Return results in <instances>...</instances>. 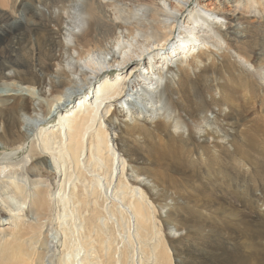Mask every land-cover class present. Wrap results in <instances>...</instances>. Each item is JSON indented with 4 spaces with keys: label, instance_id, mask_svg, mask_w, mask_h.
Segmentation results:
<instances>
[{
    "label": "bare ground",
    "instance_id": "6f19581e",
    "mask_svg": "<svg viewBox=\"0 0 264 264\" xmlns=\"http://www.w3.org/2000/svg\"><path fill=\"white\" fill-rule=\"evenodd\" d=\"M13 1L0 0V264H143L137 232L155 228V250L170 251L155 264H214L183 257L193 237L210 238L207 253L227 235L260 247L264 66L221 32L240 19L199 0L186 15L190 0ZM232 2L264 18V0ZM68 8L85 21L73 27ZM55 115L60 129L47 132Z\"/></svg>",
    "mask_w": 264,
    "mask_h": 264
},
{
    "label": "rangeland",
    "instance_id": "374dc122",
    "mask_svg": "<svg viewBox=\"0 0 264 264\" xmlns=\"http://www.w3.org/2000/svg\"><path fill=\"white\" fill-rule=\"evenodd\" d=\"M85 1L90 2V0H30V1L28 0V1H24V2H85ZM199 1H200V5H202L203 3L205 5H207L206 7L203 8V10H207V9L213 10L216 5L221 3V11L225 9L224 11L227 12L226 14L228 16L233 17L235 19H240L239 22L231 23V25L229 27L230 29L229 28L228 29L223 28L221 30V32L224 33V35L226 37V41L231 44V46L234 50V52H233L234 54L238 53V54L242 55L243 53H246V54L247 53H254L253 59L256 60L254 62V67H258V68L263 67L264 61L260 62V59H261L260 56H264V45H263L264 44V18H257V17L252 18V16H249V15H241L240 13H236V14L233 13V10L235 8V3H233L232 0H199ZM197 2H198V0H190V4H189V7L186 9L185 15L188 13V11H190L196 7ZM3 3H4V5L11 6L14 4V1L13 0H3ZM0 8H2L1 5H0ZM10 8L11 7H7L8 10H11ZM64 14L69 19V22L73 27L79 26L82 22L85 21L83 17H81L78 13L74 12L71 8H68L64 12ZM182 21H184V17L179 18V22H182ZM176 37H178V31H176L174 34V39L172 40L173 42L177 40ZM108 39H106V40H108ZM196 45L199 46L200 49H203V48L205 49L204 45L201 42H198V44L196 43ZM109 50L110 51L113 50V45L110 46ZM192 51L196 52L197 48L191 49V51L189 53H187V52L184 53L186 61L192 62L191 61V55H190ZM179 57L181 58V56H179ZM179 57L175 56L172 61L173 62L176 61L177 58L179 59ZM135 63H137V62H135ZM139 71L141 73L145 74L144 71H146V69L144 68V70H141V67H138V69L136 70V74H138ZM121 72H123V71L114 70L113 72L111 71V72H107V73L103 74L102 77H103V79H107V80H110L111 82H115L116 77L119 74H122ZM150 83H154V82L150 80ZM83 95L85 98H89V99L93 98V91L87 90L84 92ZM58 120H59L58 115H55L53 118H51L47 122V124L45 123V124L41 125V127L46 128L47 132H50L51 130L58 131L60 129V126L58 125L59 124ZM263 152H264L263 150L261 152H258L257 156H261L263 154ZM4 153H5L4 151H0V157H3ZM82 159H84V157ZM49 162H50V167L53 168L51 165V160ZM262 171H261L262 173H260L256 177V182L258 183L259 187L264 186V167L262 168ZM235 173H236V167H235V169L232 170V174H230L231 177L233 178V180H234V177H236ZM60 176H61V181H62L64 179V177L62 175H60ZM219 177L221 179L218 181L220 183L219 186H223V189H221V191L223 190L224 192H222V194H219L221 192L219 190L216 191L217 192V198L225 199V201H223L224 203H226L225 206H230L233 204L232 198L234 196L231 194V187L227 181L228 178L224 174H221ZM243 182H244V180H243ZM261 196L264 197V194L261 193ZM1 206H3V205L0 204V209H2ZM26 209L27 208H25V210ZM7 210L9 211L10 208ZM70 219H71L70 217L65 218V220H70ZM30 220H33V218H31V215H30ZM225 220L229 224L230 233L234 232V234H236L237 229H239V225H238L236 219L230 217V218H227ZM2 223L5 226L8 225V222H6L5 220ZM116 223L118 224V222H115V224ZM258 226H259V228H258ZM256 227H257V229H256L255 236L257 237V241L260 244V247L253 248V246L250 247L249 245L244 246V244H242V243H237L236 242L237 239L231 240L229 238V237L234 238L235 236L227 235V236H222V238H226L225 241L220 237L211 238L212 243L213 242L221 243L222 247L224 245L223 250L225 251V254H224L223 250L222 251L217 250V252H209L208 251L209 253H207L204 248L206 245V241H209L210 238L207 236H204V237L201 236V237H197V238L193 237V239L190 240V242H188V243H191L190 246H195V249L193 248L194 250H192V248H191L190 251L186 250L183 257L189 258L192 255L197 254L200 256V258L205 257L203 260H206L208 263L210 262V263H214V264L217 263L218 261L223 262V264H225L224 262H228L231 264H243V263L245 264V261H248L247 259H250V261H248V264H250V263H252V264H264V222H261V221L256 222ZM123 229H125V227H123ZM135 229L136 228L131 230L132 236L134 235L133 232ZM117 230H118V234L116 236H119L117 238L118 240H121L123 238L125 239L126 237H128L129 234L127 233L128 232L127 230L125 233H121V234H120V227L119 226L117 227ZM156 232H157V228H155L154 230H151V232L149 234H145L142 231L138 230L137 240L135 241V249H136V251H138L139 248H143V250H145V252L143 255H141L140 253H138L136 255V262L138 260H140L143 264H155V263H157L156 257L158 258V261H165L164 258H167L165 255L170 254V251H169V253H166V252L163 253V252H159L158 250H155V240L152 241L151 238H153L152 236H154ZM52 234H54V233H49V235H52ZM214 236H215V234H214ZM160 237H161V235H159V238ZM229 242H230V244H229ZM115 244L116 243H114V245ZM122 245H123L122 243L120 245H118L119 248H121ZM201 249H203V250H201ZM81 253L83 254L84 252L82 251ZM112 255L114 256V258H117L116 253H113ZM155 255H156V257H155ZM209 256H211V257H209ZM130 257L126 261V264H132ZM206 257H208V258H206ZM225 257H226V259H225ZM98 260L99 259H95L94 262L97 263ZM78 264H81V263H78ZM108 264H118V263H117L116 259H114V260L112 259V260H110V262ZM174 264H176V263L174 262Z\"/></svg>",
    "mask_w": 264,
    "mask_h": 264
}]
</instances>
